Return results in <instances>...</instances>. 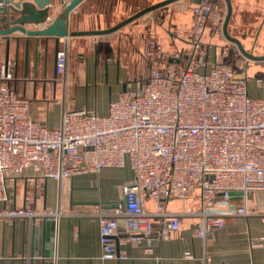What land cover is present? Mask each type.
<instances>
[{"label":"built area","instance_id":"obj_1","mask_svg":"<svg viewBox=\"0 0 264 264\" xmlns=\"http://www.w3.org/2000/svg\"><path fill=\"white\" fill-rule=\"evenodd\" d=\"M213 2L201 0L192 8L188 50L167 55L155 40L147 41L146 81L120 93L104 116L64 110L60 125L49 128L33 118L30 101L17 94L11 77L0 73L1 221L12 226L24 218L32 226L62 215L32 208L29 197L24 206L11 207L14 180L28 169L64 181L124 168L126 161L132 179L121 186L124 203L95 213L102 260L126 259L128 244L151 254L154 241L169 238L183 217L196 220L191 233L205 241L225 226V217L246 214V196L264 191V97L248 93L246 59L235 54L229 64L227 44L205 43L207 31L225 41L224 18H215ZM254 83L260 87L263 80ZM231 192L241 193L240 206ZM172 199L197 205L171 213L164 202ZM147 200L156 203L154 212L146 210ZM153 218L161 224L159 236L152 235ZM263 242L264 237L251 238L250 247ZM183 258L193 256L185 252ZM200 262L210 264L211 252L205 250Z\"/></svg>","mask_w":264,"mask_h":264},{"label":"crops","instance_id":"obj_2","mask_svg":"<svg viewBox=\"0 0 264 264\" xmlns=\"http://www.w3.org/2000/svg\"><path fill=\"white\" fill-rule=\"evenodd\" d=\"M51 10L48 20L62 12L60 0ZM163 0H83L70 13L69 31L105 30L115 26L136 12ZM201 0H179L145 14L139 19L110 34L60 39L58 64L54 69L53 41L50 40L44 56L38 59L36 70L33 49L29 50V65L24 76V48L20 42L16 54L15 43L8 51L0 37V73L11 77L10 85L17 94L28 99L32 116L39 123L57 127L64 110L86 109L104 116L109 103L120 93L136 89L148 75L147 59L143 55L147 41L155 40L163 54L172 55L189 49V31L192 25V8ZM232 13L228 33L239 40L245 51L254 56L264 55V0H230ZM216 19L224 18L223 0H214ZM154 17V18H152ZM161 19V23L156 21ZM35 28L28 26L27 29ZM12 36L22 37L20 33ZM207 45L229 46L225 59L234 64L239 54L234 44L205 33ZM39 52H43L42 45ZM17 55V66L15 58ZM8 56L7 72L4 61ZM212 59V58H211ZM264 70V61L248 60ZM247 72V70H246ZM256 78L263 83L257 87ZM253 80L257 94L264 97V75ZM132 172L126 161L124 168L102 169L98 173L77 174L64 181L45 179L31 169L14 180L11 189L13 204L22 207L25 198H31L35 209L60 210L58 219H38L30 226L27 219H16L12 226L0 220V264H201L205 250L211 252L210 264H264V242L250 247V239L264 237V191L248 194L245 215L225 217V226L207 235L205 241L193 237L194 218L183 217L177 231L169 238L155 240L151 254L141 245L128 244L124 260H102L99 243L98 220L95 213L98 202L123 200L121 186L130 182ZM241 201L235 200L237 206ZM146 210L154 212L156 203L147 200ZM196 200L172 199L164 202L171 213L189 210ZM1 206V204H0ZM152 235L159 236L161 224L151 220ZM189 252L192 259L183 258Z\"/></svg>","mask_w":264,"mask_h":264},{"label":"water","instance_id":"obj_3","mask_svg":"<svg viewBox=\"0 0 264 264\" xmlns=\"http://www.w3.org/2000/svg\"><path fill=\"white\" fill-rule=\"evenodd\" d=\"M83 0H72L65 6L58 16L52 20H48L49 13L56 7L55 0H0V37L5 41V47L8 51L10 42L15 43L16 54L18 53L20 42H23L24 48V76L27 73L29 65V50L33 49V62L32 65L36 70L38 59L44 56L49 41H53V64L54 69L58 64V52L60 39H68L70 37L82 36H98L115 32L123 26L139 19L143 15L158 10L161 7L167 6L179 0H163L151 6H148L132 16L116 24L115 26L105 30H92V31H69L68 21L69 13ZM226 6V13L222 24V34L225 40L234 44L240 54L251 61H264V55L254 56L245 51L239 40L229 35L227 27L232 13V6L230 0H223ZM28 26L35 28L27 29ZM14 33H20L22 37L12 36ZM42 45L43 52H39V47ZM171 61V60H170ZM15 66H17V55L15 58ZM8 56L4 61V71L7 72ZM230 195L234 200H239L241 197L240 192H231ZM111 202H98L95 205L100 206L102 209H108L122 205L124 198L121 201L114 202L110 207Z\"/></svg>","mask_w":264,"mask_h":264},{"label":"rangeland","instance_id":"obj_4","mask_svg":"<svg viewBox=\"0 0 264 264\" xmlns=\"http://www.w3.org/2000/svg\"><path fill=\"white\" fill-rule=\"evenodd\" d=\"M235 58V57H234ZM256 63H251L249 67L247 68V77H248V88L250 90L251 94H257L256 88L254 86L253 80L257 76H263L264 70H261L259 67H255ZM264 89L263 87L260 88V93H263Z\"/></svg>","mask_w":264,"mask_h":264}]
</instances>
